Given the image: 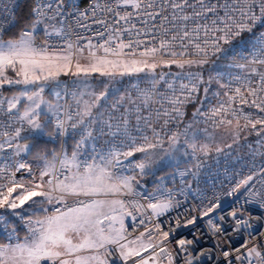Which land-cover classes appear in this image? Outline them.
<instances>
[{
    "label": "snow or ice",
    "instance_id": "1",
    "mask_svg": "<svg viewBox=\"0 0 264 264\" xmlns=\"http://www.w3.org/2000/svg\"><path fill=\"white\" fill-rule=\"evenodd\" d=\"M20 7L0 0V264H264V0H31L13 32Z\"/></svg>",
    "mask_w": 264,
    "mask_h": 264
},
{
    "label": "built area",
    "instance_id": "2",
    "mask_svg": "<svg viewBox=\"0 0 264 264\" xmlns=\"http://www.w3.org/2000/svg\"><path fill=\"white\" fill-rule=\"evenodd\" d=\"M24 1L25 0H21V6H22V4H23ZM20 8L17 10L16 16L18 15ZM99 15H103V13H100ZM109 19L111 20V16H109ZM84 23H91V21L90 20L89 21H85ZM93 27H98V26L93 25ZM77 31L83 32L84 30L83 29H77ZM85 34L86 35H90L91 33L88 32V33H85ZM217 64H218V66L221 69H223L225 67L224 61H219V62H217ZM212 67H213V65L211 63L208 66H206V68H208V69H211ZM195 70L196 69H192V71H195ZM160 71H163V72H169V71L176 72V71H179V69H176L175 66H173L171 69H167V68L160 69V68H158L157 72H160ZM205 78H207V73H205ZM69 79H71V77H65L63 80H69ZM129 81H133L134 82L135 79H130V80L126 81V82H121V81L119 82L121 84V87L119 89V92H124L125 90H128L129 93L132 92L131 83H129ZM215 91H217V86L216 85H213L212 86V92H215ZM200 95H201V97H203L204 94H203L202 91H201ZM216 102H217L216 101V98L213 97L211 95V93H210L209 96H208L207 102L203 106V110L204 111H207L208 108L211 107V106H213V105H215ZM194 110H195V106L189 105L188 108H187V110H186V117H187V115L190 112L192 113ZM245 111H252V112L255 113V109H245ZM256 115H264V114L256 113ZM186 117H185V121H184L185 123L188 122V120H186ZM161 123H162V121H161ZM199 127L202 130L205 127V125L201 124ZM208 131L209 132H212V129L209 128ZM201 133H203V131H201ZM71 145H72V140L69 139V141H68L69 148H71ZM57 147H58V145H57ZM248 153H249V149H248V147L246 145L244 147L240 148L239 151H233V155L234 156H239L241 158V161H240L239 164H237L236 161H233L232 162L234 165H236L237 170H240V168H241L242 165H249V164H251V157L248 155ZM221 159H223V158H221ZM262 161H264V158H261L260 156H257L256 157V163L257 164L261 163ZM209 163L211 165H214L215 164V161H210ZM225 167H226V165L224 163H221L218 168L217 167H212L210 173H208V171L206 170V174L201 178V183L199 185L200 189L203 190V191H205V192H207L209 195H211L213 191H217V192L220 191L221 188H222V184H227L228 180L232 177V173L231 172H229V174L227 176L225 175V171H224ZM243 170L244 171H247V168L244 167ZM173 171H174V169H173ZM169 183L171 184V181H169ZM194 191H195V188H194ZM180 199L183 200L184 197L181 196ZM197 203H198V201H195L192 198H189L186 201V205L189 208L194 207L195 204H197ZM224 203H225V206L227 208L231 204V198H228L227 200H225ZM181 211L183 212V209H181ZM255 214L256 213L253 212V215H255ZM139 219H140V217L138 216L137 217V220L135 222V224H136V231L133 233L134 236L135 235H139V233L142 232V231H145V227L151 228L152 225H153V223L158 222V221H152V222H150L148 220L147 216H145L144 217L145 224L144 225H141L139 223ZM132 223H133V221L131 220V218H126V226H129V228H130V226L132 225ZM163 227L165 229L167 228V221H165ZM130 231H131V228H130ZM21 235H23L22 232H21ZM179 235L180 236H186L187 238L191 239V234L188 233L186 230L180 232ZM242 239L243 238L234 239L232 241V243L234 245H238L241 242ZM214 244H215V241L209 240L207 238L203 239L202 242H201V246H206V247H212ZM224 247L227 248L228 247V244H225ZM218 259H222V257H220ZM165 264H167L166 261H165Z\"/></svg>",
    "mask_w": 264,
    "mask_h": 264
},
{
    "label": "trees",
    "instance_id": "3",
    "mask_svg": "<svg viewBox=\"0 0 264 264\" xmlns=\"http://www.w3.org/2000/svg\"><path fill=\"white\" fill-rule=\"evenodd\" d=\"M30 3H31V0H25V1L23 2L22 6H21V8H20V10H19V13H18V15H17V19L19 20V23L17 24L16 28L13 29V32L18 31V29H19L21 26H23L24 17L27 16V13H28V11H29V5H30ZM191 117H192V113L190 112V113L187 115L186 120L189 121V120L191 119ZM251 144H252L253 146H255V143H251ZM52 147H53L52 145H48L49 150H51ZM172 171H173V169H165V171L160 172L159 175H160V176H168V175H170V173H171ZM146 182H147V185H148L149 187L152 186V178H150V179L147 178V179H146Z\"/></svg>",
    "mask_w": 264,
    "mask_h": 264
},
{
    "label": "rangeland",
    "instance_id": "4",
    "mask_svg": "<svg viewBox=\"0 0 264 264\" xmlns=\"http://www.w3.org/2000/svg\"><path fill=\"white\" fill-rule=\"evenodd\" d=\"M157 70H158V69H157ZM64 78H65V77H61V79H64ZM97 78H98V79H103V78L98 77V74H97ZM130 79H136V78H134V77H132V78H130V77H124L123 80H122L121 82H126V81H128V80H130ZM115 87L119 90L120 87H121V84L118 82V83L115 85ZM201 135H203V133H201ZM216 135H217V139L219 140V138L223 135V133L220 132V131H217V132H216ZM256 140H257V137H256L255 135H252V136H249V137L247 138V142H245V140L243 139V134H242V139H241L240 143H241L242 145H246V143H255ZM228 142L230 143L231 141L229 140ZM146 179H147V178H146ZM149 179H150V178H149ZM125 223H126V221H125ZM145 255H146V254H145Z\"/></svg>",
    "mask_w": 264,
    "mask_h": 264
}]
</instances>
